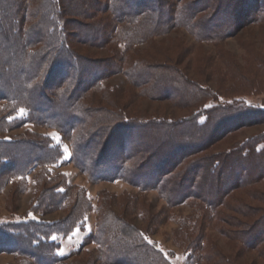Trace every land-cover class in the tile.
I'll list each match as a JSON object with an SVG mask.
<instances>
[{
  "label": "rangeland",
  "instance_id": "1",
  "mask_svg": "<svg viewBox=\"0 0 264 264\" xmlns=\"http://www.w3.org/2000/svg\"><path fill=\"white\" fill-rule=\"evenodd\" d=\"M96 1L101 2L100 7L102 8V14L97 15L96 18L109 16L103 8L106 0ZM160 1V3L170 5H174L175 2V0ZM238 1L240 0H181V13L187 14V9L183 10L187 6L194 10L193 12L199 13L194 18L199 24L197 29L195 26L189 28L190 25L187 24H191L189 19L183 23L179 22L181 26L175 25L174 27L169 23L172 28L167 33L157 35L137 45L134 52L132 50L127 52L129 58L124 71L126 68L141 65V60L148 62L147 65L154 64L180 69V72L184 73L190 82L201 84V87L199 86L202 89L201 95L193 96L191 89L189 90L192 92L184 93L182 86L169 81L170 78H174L171 72L165 73L166 80L159 85L157 94L145 95L141 92L142 90L139 91L131 84L124 72H121L108 75L103 82V86H106L110 92L109 99L103 102L101 100L103 95L101 96L98 92L93 95L95 97H89L87 103L90 105H104V103L118 105V108L122 109L128 118L161 121L163 127L150 135H146L144 130L135 127L127 147L128 152L132 150L131 147L135 143H138L141 148L146 147L143 143L148 136L151 141L148 146L149 155L159 151L157 145L162 140H171L173 146L179 143L181 148L194 143L192 148H184L185 152L192 151L194 154L190 152L191 154L184 161L175 165L177 166L176 174L180 172L183 176L187 174L190 180L194 173L191 170L194 169L196 159L198 164V161L202 160L201 157L221 154L242 145L244 147L250 139L258 136L264 138L263 111L260 116L249 114L233 119V121L229 120L226 127L222 128L226 131L215 137L210 134L216 130L218 118L211 116L210 121L213 124L208 130L202 131L200 138L192 139L186 136L180 137L179 140V134L182 132L191 131L197 134L198 131H194L195 128L190 122L195 117L197 120L200 110L206 106L242 103L248 107L264 109V15L258 21L248 22L246 13L236 12L240 5ZM160 3L155 1L154 6ZM154 6L153 9L159 11L158 7ZM173 8L172 5L168 9L165 7L164 14ZM0 14L2 15L0 23L7 31L12 29L6 15L2 11ZM248 14H251L250 11ZM154 16L153 13L150 19L157 20V16ZM164 16L166 17L163 21L168 19V15ZM70 20L73 25H77L78 22L90 25L94 22V20L76 19L75 17H71ZM49 21V17L45 19L42 31L48 28L47 22ZM201 28L211 30L215 34L219 31H226L227 35L221 41L202 40L196 35ZM67 33L72 37L85 35L81 32L76 33L73 29L68 30ZM15 44V39H8L7 44L1 43L0 60H8L12 57L10 46L14 47ZM70 46L77 51L78 56L87 60L82 64L74 63L75 68L68 69L73 74L77 69V75H82L84 83L93 75H101L105 70H96L91 67V70L85 74L81 66L93 64L92 61H98L99 66L100 62L111 57L115 50L125 55L124 46H119L117 42H111L107 47L99 48L98 46L79 45L72 41ZM137 61L138 64L135 63ZM12 64L15 67L12 65L9 71L6 70L8 74L0 78V91H3L8 84L11 92L17 90L14 87L15 79L24 67H19L15 62ZM167 89L181 91L179 97L173 94L174 91L166 94ZM212 94H215L217 99H214V96L211 97ZM38 103L46 106L48 112L55 109L54 118L67 119L69 116L60 107ZM10 111V104L7 101H1L0 115H6ZM226 113L229 112L226 111ZM26 117L27 111L24 109L11 111L8 119L11 127H4L3 131H0V141L18 143L25 139L43 142L44 140H40L39 137L44 136L59 145L63 155L57 163L43 165L49 162L50 157L47 155L44 157L45 153L41 151L31 152L34 157L42 158L43 156V159L38 162L39 164L31 166L24 176L10 172L5 174L1 169L4 165L0 164V264H48L47 260L34 257L38 252L37 249L27 247L28 236L21 237L12 229L16 230L19 224L29 225L34 221L41 222L44 227L50 225L62 227L68 218L73 220L72 225L77 223L76 227L67 229V233L54 231L52 235L42 237L44 241L53 242L54 255L58 263L105 264L100 256L97 232L99 222L106 217L121 218L133 224L139 230L142 239L147 244L156 245L162 253L159 264H264V243H255L258 238L263 239L264 225L258 226V230L255 227L253 234L243 239L237 234L243 228L240 224L256 221L260 217L257 210L264 209V179L248 186L244 184L250 178H255L264 168V164L255 170H244V168L237 167L235 172H228L226 167L223 171L216 168L213 174L217 175L220 171L226 174L224 186H215V177L209 176L208 185L200 192L208 199H212L214 193L228 188L230 192L213 213L207 209L206 203L197 197L186 196L187 199L178 201L177 196H173L172 204H170V201L157 189L142 190L125 179L90 180L75 165L72 158V147L66 135L50 126L32 122L22 123ZM171 120L186 122V125L179 129L169 128L172 125ZM104 135L105 133L98 138V141L103 139ZM16 143L8 153L13 165L21 169L32 155L27 147ZM93 147L98 148V142ZM201 147H206V149L198 152L196 149ZM260 147H264V143ZM112 149L117 152L116 144ZM184 150L170 159L171 164L182 160ZM94 151L95 149L91 154H85L84 157L88 161L95 159ZM165 155L162 153L161 156L166 157ZM155 160L154 158L153 162ZM249 164H252L251 161ZM145 173V171H140L139 174L143 177ZM135 176L132 175V177ZM54 183L64 184L69 192L72 190L73 198L68 200L67 205L62 204L66 199L61 197L56 200L58 205H53L47 198L48 195L42 193L54 186ZM239 185L240 187H235ZM178 190L180 194L187 193L183 186H180ZM85 195L87 201L83 198ZM43 204H48V206ZM228 220H230L229 223L226 222ZM15 249L23 250L24 253H16ZM114 261L110 264L140 263L134 253L125 254L124 252L117 254Z\"/></svg>",
  "mask_w": 264,
  "mask_h": 264
},
{
  "label": "trees",
  "instance_id": "2",
  "mask_svg": "<svg viewBox=\"0 0 264 264\" xmlns=\"http://www.w3.org/2000/svg\"><path fill=\"white\" fill-rule=\"evenodd\" d=\"M155 1L161 2L160 0H106L103 3V8L109 13V16H101L102 18L97 19V15L102 14V8L100 7L101 2L96 0H0V11L6 15L9 24L12 25V29L7 31L0 23V45L1 43L7 44L8 39H15L16 41L14 47L10 46L12 57L8 60H0V78L8 74L6 70L9 71L14 66L12 62H15L19 67H24L15 79L14 87L17 90L11 92L8 84L3 91H0V102L7 101L10 104L11 111L16 109L26 110L27 117L22 123L32 122L50 126L66 135L72 147V158L75 165L90 180L125 179L132 184H136L142 190L157 189L162 196L170 201V204H172L173 196H177L176 200L178 201L187 199V197H197L206 203L207 209L213 212L219 204L224 202V198L230 192V189H225L222 192L219 190L221 193H214L213 198L208 199L207 196H204L205 194L200 192L208 185V177H215V186L221 187L224 186L223 182L225 183L224 178H226V174L221 172L224 167L228 172H235L237 167L244 168V170H255L258 166L262 167L264 164V147H260V145L264 143L263 136L250 139L244 147L242 145L221 154L201 157L202 160L198 161V164L196 159V164L193 165L194 169L191 170L194 173L189 180L187 174L184 176L182 172L176 174L177 166L175 165L180 164L192 153V151L185 152L184 148H192L195 145L194 143L181 148L179 143L173 146L171 140H162L157 145L159 151L149 155L148 146H150L151 141L148 136V139L146 138L143 143L146 144V147L141 148L138 143H135L131 147L132 150L128 152L127 147L135 127L144 130L146 135H150L163 127L161 121L128 118V115L124 114V111L119 109L116 104L90 105L87 103L90 96L95 97L93 95L96 92L100 93L101 96L103 95L101 98L103 102L109 99L110 92L106 86H103V82L108 75L111 76L121 72H124L131 84L137 87L139 91L142 90L141 92L145 95L157 94L159 85L166 80L165 76L167 75L165 73L168 72H171L172 77H174L170 78L169 81L180 85V87L182 86V89L185 90L184 93L188 94L193 91L191 93L193 96L202 94L201 84L190 82L184 76V73L180 72V69L155 66L154 64L147 65L148 62L141 60V65L138 64V61L135 62L138 67L135 65L136 67L126 68L124 71V66L129 58L127 52L131 50L134 52L137 45L145 43L152 37L167 33L172 26L180 25L179 22L183 23L188 19L191 20V24L187 23L190 25L189 28L195 26L197 29L199 26L198 21L195 22L194 20L199 14L197 11L193 12L194 10L187 6V8H183V10L187 9L188 11L186 15L184 12H180L181 0H175L174 5L171 4L174 8L167 10L168 12L165 14L168 15V19H165V21H163L166 17L164 16V8L167 7L168 9L171 5L160 3L156 5L159 11H155L153 9ZM238 2H240V5L236 12L246 13L245 16H248V22L258 21L264 15V0H240ZM156 6L154 7L156 8ZM249 11L250 15L248 14ZM153 13L157 16V20L150 19ZM1 16L0 14V19ZM48 17L50 18V21L47 22L48 28L42 31L44 21ZM71 17L94 20V22L90 25L81 22L73 25L70 20ZM169 23L172 24L171 27ZM71 29L76 33L81 32L85 35L81 37L69 36L67 31H71ZM196 35L197 38L202 40L221 41L227 35V32L219 31L215 34L211 30L201 28ZM72 41L79 45L98 46L99 48L107 47L111 42H117L119 46H124L125 55L119 54L115 50L112 56L100 62L99 66L98 61H92L93 64L89 63L86 66H81V70L85 74L91 70V67L96 70H105L101 75H93L91 79L84 83L82 75H77V69H75L74 74L68 71L72 67L75 68L74 63L82 64V62L87 61L85 58L78 56L77 51L70 46ZM172 91H174V95L179 97L181 91H176V89H167L165 93L169 94L168 92L171 93ZM211 97L217 99L215 94H212ZM38 102L60 107L69 116L67 119L63 117L54 118L56 110L52 109L48 112L46 106ZM11 111L6 115H0V131H3L4 127H11L8 121ZM226 111L229 113L225 114ZM263 111L262 108L248 107L242 103L238 105L206 106L200 110L197 120L195 117L190 122L195 128L194 131H198L197 134L185 131L179 134V140L180 137L186 136L192 139L200 138L202 131L204 129L208 130L213 124L210 121L211 116L218 118L215 119L217 122L216 130L210 134V136L215 137L226 131L222 128L226 127L229 120L233 121V119H239L249 114L260 116ZM185 123L172 121L169 128H183L186 125ZM103 133H105L103 139L98 141ZM39 139L44 141L25 139L18 143L0 141V164L4 165V167L1 166L4 173L10 172L18 176H24L31 166L39 164L38 162L43 159V156L42 158L34 157L32 153H35V151H41L45 153L44 157L46 155L50 157L49 162L43 165L55 164L62 158L63 151L59 145L52 142L48 137L42 136ZM97 142L99 147H93V145H97ZM15 143L27 147L30 153L32 152V156L29 154L31 157L28 158L21 169L13 165L8 153L15 146ZM114 144H116L117 152L112 149ZM93 149H95L94 155L96 157L88 161L84 155L91 154ZM205 149L206 147H201L196 150L199 152ZM110 150L111 152H109ZM183 150L185 154L182 156V160L179 162L174 161L171 164L170 159ZM162 153H165L166 157H162ZM154 158L156 160L153 162ZM250 161L252 164H249ZM170 166L172 167L169 168ZM216 168L221 169L217 175L213 174ZM263 169L255 178H250L244 184L248 186L255 181L264 179ZM140 171H145L147 176H144V174L142 177L139 174ZM203 171H205V174H203ZM132 175L136 176L132 177ZM180 186L186 188L187 193L180 194L178 192ZM235 187H240V185ZM42 193H46L47 198L56 206L58 205L56 200L60 197L66 199L62 203L65 205L68 204V200L73 198L72 190L69 192L64 184L59 183H54V186ZM83 198L87 201L86 195ZM43 205L48 206V204ZM257 213L260 217L256 221L249 224L248 222H241L243 224L240 225L243 228L237 234L242 239L251 236L255 227L258 230L260 225H264V209L257 210ZM72 221L69 218L66 219L62 227L53 225L44 227L41 222L34 221L29 225L19 224L16 230H12L21 237L23 235L29 237L27 247L37 249L38 254L34 256L36 259L47 260L48 264H59L54 255L53 242L44 241L42 237L46 238L52 235L54 231L67 233V229H72L77 225V223L72 225ZM226 222L229 223L230 220ZM97 233L100 256L105 264L115 262L116 255L122 252L125 254L134 253L136 258L138 257L140 260L138 264H159L158 261L162 259V253L156 245L147 244L142 239L139 230L126 220L106 217L99 222ZM255 243H264V237L263 239L258 238ZM250 245L252 244L250 243ZM14 251L19 254L24 253L20 249Z\"/></svg>",
  "mask_w": 264,
  "mask_h": 264
}]
</instances>
